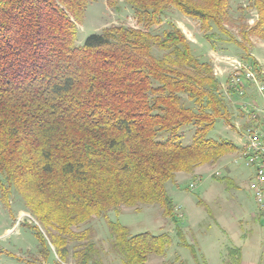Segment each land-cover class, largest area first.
I'll return each mask as SVG.
<instances>
[{
    "label": "trees",
    "instance_id": "trees-1",
    "mask_svg": "<svg viewBox=\"0 0 264 264\" xmlns=\"http://www.w3.org/2000/svg\"><path fill=\"white\" fill-rule=\"evenodd\" d=\"M93 1L0 0V198L10 206L16 191L64 262L80 240L75 264H92L94 231L74 228L104 217L125 263L147 264L166 254L170 234H131L108 214L157 205L183 238L167 183L238 150L211 135L233 114L213 63L176 23L154 29L175 9L200 22L213 47L216 37L247 47L228 27L231 0H106L128 5L138 26L105 27L78 44ZM253 6L257 21L240 29L246 42L264 38V0ZM244 60L259 64L249 52Z\"/></svg>",
    "mask_w": 264,
    "mask_h": 264
},
{
    "label": "rangeland",
    "instance_id": "rangeland-1",
    "mask_svg": "<svg viewBox=\"0 0 264 264\" xmlns=\"http://www.w3.org/2000/svg\"><path fill=\"white\" fill-rule=\"evenodd\" d=\"M230 14L232 22L228 27L247 50L225 37H216L213 47L206 39L200 22L175 9L154 31L160 32L170 21L176 23L190 40L194 52L212 62L213 67L224 74L228 73L230 65L222 62L220 58L223 56L244 60L249 52L264 63V38L252 35L251 41L246 42L240 33L242 25L252 26L258 19L253 0H231ZM112 25L138 26L128 5L122 4L119 10H115L108 6L106 0H94L89 4L82 24H79L77 43L83 44L90 35ZM231 114V123L219 120L211 132L212 137L238 142L233 125L241 124L243 120L234 105L231 106ZM184 134V142L189 143L194 129L187 128ZM237 158V151L230 152L215 164L198 167L193 174L179 172L182 174L177 178L178 184H175L176 180L173 182L174 191L171 190L172 182L167 183L168 192L176 204L175 213L182 222L183 238L179 237L174 221L165 217L157 205L122 207L118 212H110L109 220L128 227L131 234L146 231L155 235L170 234L172 241L166 248V254L151 255L147 264L158 258L161 264L175 261L176 264H226L238 256L239 264H264V218L257 211L249 186L252 170ZM191 184L195 187L192 188ZM87 227L94 231L92 241L97 249L92 264H126L122 254L113 247L107 219L95 217L91 223L74 229L83 231ZM37 231H41L44 240L38 237ZM47 233V227L28 210L16 191L12 193L10 206L4 205L0 198V264H75L72 252L80 240L70 242L69 256L64 262Z\"/></svg>",
    "mask_w": 264,
    "mask_h": 264
},
{
    "label": "built area",
    "instance_id": "built-area-1",
    "mask_svg": "<svg viewBox=\"0 0 264 264\" xmlns=\"http://www.w3.org/2000/svg\"><path fill=\"white\" fill-rule=\"evenodd\" d=\"M220 59L230 68L226 74L214 68V74L223 78L224 93L240 111L243 120L241 124L234 125L239 137L237 160L242 159L252 170L249 186L257 211L264 218V63L256 65L230 56ZM190 186L195 187L194 184Z\"/></svg>",
    "mask_w": 264,
    "mask_h": 264
},
{
    "label": "crops",
    "instance_id": "crops-1",
    "mask_svg": "<svg viewBox=\"0 0 264 264\" xmlns=\"http://www.w3.org/2000/svg\"><path fill=\"white\" fill-rule=\"evenodd\" d=\"M253 55V54H252ZM254 56V55H253ZM257 59V58H256ZM258 60V59H257ZM259 62H261L260 60H258ZM263 63V62H262ZM180 174H182V173H178L177 174V176H176V182H177V178H178V176L180 175ZM175 184H178V182L177 183H175ZM173 182H172V187H171V190L172 191H174V185H175ZM170 190V189H169ZM171 195V194H170ZM153 262V263H152ZM151 263H149V264H161L162 263V261H161V259L160 258H158V259H156L155 261H152ZM184 262V261H183ZM148 263V262H147ZM177 263V261H175V262H172L171 264H176Z\"/></svg>",
    "mask_w": 264,
    "mask_h": 264
}]
</instances>
